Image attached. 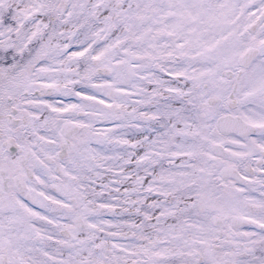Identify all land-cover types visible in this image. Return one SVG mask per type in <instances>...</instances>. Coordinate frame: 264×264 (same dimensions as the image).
I'll list each match as a JSON object with an SVG mask.
<instances>
[{"label":"snow or ice","instance_id":"1","mask_svg":"<svg viewBox=\"0 0 264 264\" xmlns=\"http://www.w3.org/2000/svg\"><path fill=\"white\" fill-rule=\"evenodd\" d=\"M0 264H264V0H0Z\"/></svg>","mask_w":264,"mask_h":264}]
</instances>
